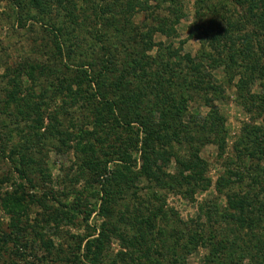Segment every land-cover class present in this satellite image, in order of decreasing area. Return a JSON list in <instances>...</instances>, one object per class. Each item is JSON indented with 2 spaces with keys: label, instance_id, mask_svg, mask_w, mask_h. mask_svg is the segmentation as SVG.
I'll return each instance as SVG.
<instances>
[{
  "label": "rangeland",
  "instance_id": "1",
  "mask_svg": "<svg viewBox=\"0 0 264 264\" xmlns=\"http://www.w3.org/2000/svg\"><path fill=\"white\" fill-rule=\"evenodd\" d=\"M102 1L0 0V264H73L100 231L99 261L94 246L83 264H264V0ZM91 149L121 178L95 180ZM19 184L26 229L4 248ZM63 207L80 213L53 221Z\"/></svg>",
  "mask_w": 264,
  "mask_h": 264
},
{
  "label": "trees",
  "instance_id": "2",
  "mask_svg": "<svg viewBox=\"0 0 264 264\" xmlns=\"http://www.w3.org/2000/svg\"><path fill=\"white\" fill-rule=\"evenodd\" d=\"M48 1L49 0H38V1L36 0V3H34V5H36L37 8L42 12V10L44 11V7L48 5V3H49ZM106 1L108 2L109 0H106ZM117 1L118 0H110L109 3H110L111 6H113V4L116 3ZM102 2H104V0ZM45 8L50 9L49 7H45ZM107 8H108V5L107 6L103 5L102 10H107ZM95 17H96V19L97 18H102V17H97V16H95ZM245 19H246L245 20L246 22L249 21V18L248 17H245ZM101 20H103V18ZM260 20H261V18L259 19V21ZM104 21H106V20H104ZM210 21H211V19H210ZM217 23H219V22H217ZM260 24H261V29H262L261 30V33L264 35V22H263V19L260 21ZM159 26H164V25L163 24H160ZM50 29L53 31V34H55V39H56V33L55 32H60L61 29L59 27L57 29L56 28L55 29L50 28ZM152 31H153V29H151L149 32L146 33V37H147L148 44H151V32ZM58 48H60V47H58ZM102 50H104V53H105L104 56H102V58H101L102 69H106L107 71L109 70V71L115 72L116 69L115 68L113 69V65H112L113 64V62H112L113 56L111 55V52H110L111 50L109 48V45H105V47L102 46ZM135 62L137 64H139V65H142L144 63V62H142L140 60H137ZM195 66L198 67L199 64L198 65H195ZM35 68H36V66H32L30 69L28 68L29 70H28L27 73L29 74V76L32 79H34L33 76H32V72L35 70ZM46 71H49L50 73L53 72L49 68H46L45 72ZM85 72L86 71L84 69L82 71V73L83 74H86ZM261 75H264V70H262V68H261ZM122 79H123V74L120 73V76L118 77V79L115 80V81H112L109 84V86L111 87V90H108L107 92L109 93V96H111L112 98L118 96L119 97V100H120V98L122 96V91H121ZM89 82L91 84L93 82V80L90 79ZM104 82L105 81L97 80L96 79L95 82H94L95 83V88H96L95 90L97 91V94H99V96L105 101V103L108 105V107L111 108V111H114L115 110V106H117L116 101H110V99H109L108 96H105L104 97V95H107V92L104 91L103 93H101V91L99 90L100 85H102V84L104 85L105 84ZM14 86H15V88H14L15 91H21L20 85H19L18 82H15L14 83ZM27 98H28V95H27V97H20V100L26 106H28L27 102L29 101ZM173 104L176 105L175 108H177V109H181L183 107V105H184L182 102H180L179 105H178V102L177 103L174 102ZM56 132L58 134H60V135L62 134L61 131H58L57 130ZM150 135H151V133L149 131H147L146 134H145V136H144V139H143V147H142L143 151H144L145 147L147 146L146 143H147L148 138H149ZM80 150H82V149H80ZM86 150H87V146H85V148H83V153L84 154L86 153ZM89 152H90L91 155L87 154L86 158L84 160H82V166H85L86 168H89L88 171H89L90 175L93 178H95V180H98L99 181V180H102L104 178L101 182L105 181L106 182L105 184H108L112 180V178H114L115 175L117 177H119L121 175V168H118L117 167L116 169H112V170L108 171L107 168H106L107 161H105L104 159L102 161L97 160L96 157L93 154L92 149L89 150ZM129 160L130 159H127V160L124 159L123 161L126 162V161H129ZM122 168H127V170L130 169L127 166L122 167ZM18 173L21 176V178H26L27 179V177L23 173V170H18ZM121 176H120V178H121ZM27 181L29 183H32L30 179H27ZM18 187L20 189L19 192L18 191H15L12 194H6L5 197H4V199H3V207L6 208L8 212H11L12 213V218L13 217L15 218L13 220V222L10 224V226L12 228L11 229L12 231L9 232V233H7L4 236V239H3V244H4L3 246H4V248L7 245V242H13V244H18V242H19V236H21V231H23V230L26 229L25 228L26 223L24 225H22V226L19 225V224H20V220H21V218L23 216L22 213L25 210V204H24V202L27 199L22 195V193H24V191H22V187H21L20 184H19ZM29 197H30L29 198V201H32V202L38 200L37 197H34L33 195H29ZM109 198H110V196H109ZM42 200L43 199L41 198V200H39V203L41 202L43 209L46 210L47 209V206H48V203H45V201H42ZM105 202H104V204H105ZM72 211L75 212V213H72L71 215H69V212H68V210L65 207L59 208V209L55 208L52 211V213H51L52 216H53V219L52 220L55 221V222L58 221V218H60V220L63 219V218L64 219L67 218V220H70L72 216H74V215L77 216L76 214L77 213H80V211H76V209H73ZM101 212H104L103 205L101 206ZM108 214L111 215L112 214L111 211ZM84 219H86V218L84 217ZM148 222L149 221H147V223ZM151 227H152L151 224H149V225L146 226L147 229H149ZM149 232H151V229H149L148 230V233H147L145 229H142L141 226H138V228H136V230H135V233H133L132 237H130V238H127L126 237V239L125 238H122L125 241V243H126L125 248L126 249H128V248L129 249L130 248L133 249L138 244L140 245L142 242H145V238H146L145 236L148 235ZM103 235H104V232L100 231L98 238H92V239L86 241V244H85V252H84L85 254L84 255H81L80 257H78L75 254H73L72 255L73 262L72 263L73 264H83V262H82L81 259L82 258H87V256H88L91 248L94 247V246H96V250H95V253H94V256L95 257L94 258H95L96 261H99V258L97 257V253H99L100 250H101L100 249V238ZM47 243H48V245L44 248V250L46 252L45 255L46 256H51L52 255V251L50 249L53 247V244L49 240L47 242H45L44 244H47ZM76 249H77L78 252L80 251L81 245L79 243H78V246L76 247ZM128 255H130L128 257V258H130L131 257V254H128ZM126 256L127 255H125V253L119 255V257H121L123 260H125V257ZM129 260H130V262H133L134 261L132 259H129ZM148 261H149V259H148ZM112 264H117V263H116L115 260H113L112 261Z\"/></svg>",
  "mask_w": 264,
  "mask_h": 264
}]
</instances>
